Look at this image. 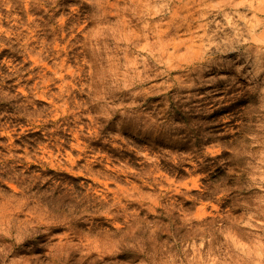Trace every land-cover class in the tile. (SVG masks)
<instances>
[{"label": "rangeland", "instance_id": "rangeland-1", "mask_svg": "<svg viewBox=\"0 0 264 264\" xmlns=\"http://www.w3.org/2000/svg\"><path fill=\"white\" fill-rule=\"evenodd\" d=\"M0 264H264V0H0Z\"/></svg>", "mask_w": 264, "mask_h": 264}]
</instances>
